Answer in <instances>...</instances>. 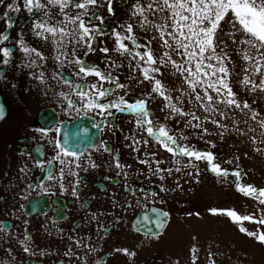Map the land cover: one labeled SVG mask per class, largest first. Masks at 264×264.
I'll return each instance as SVG.
<instances>
[{"label":"flooded vegetation","instance_id":"flooded-vegetation-1","mask_svg":"<svg viewBox=\"0 0 264 264\" xmlns=\"http://www.w3.org/2000/svg\"><path fill=\"white\" fill-rule=\"evenodd\" d=\"M78 3L85 0H33L31 12L25 0L0 3V264L112 262L127 235L153 237L133 229L140 214L161 209L172 220L180 211H201L206 168L218 176L211 162L180 151L207 152L195 146L204 143V121L181 117L169 101L161 103L159 94L150 96L152 84L144 80L143 69L162 81L171 104L188 113L174 99L176 90L185 98V78L170 64L153 73L146 59L135 55L150 50L159 58L168 51L159 32L172 29L155 27L171 23L165 12L154 11L159 0H112L111 13L108 0L86 9ZM137 4L143 15L136 12ZM77 18L95 29L87 41L91 50L79 41ZM50 27L55 34L45 31ZM164 38L175 47L171 37ZM172 58L188 66L186 58L175 53ZM142 98L147 101L143 110L128 108ZM189 120L200 125L193 140ZM149 126L154 132L164 127L175 143L150 135Z\"/></svg>","mask_w":264,"mask_h":264},{"label":"rangeland","instance_id":"rangeland-1","mask_svg":"<svg viewBox=\"0 0 264 264\" xmlns=\"http://www.w3.org/2000/svg\"><path fill=\"white\" fill-rule=\"evenodd\" d=\"M159 4H163V0H159ZM165 14L170 16L167 10ZM229 17L227 23L221 22L223 32L220 33V38L228 41L225 49L228 82L237 101L241 104L247 102L250 109L225 108L220 104L222 96H217L213 89L208 88L207 95L215 101L211 108L219 105L227 115L206 111L205 106L209 103L205 95L206 84L215 80L207 69L209 76L204 77L206 84L197 86V92L204 97L202 101L194 100L188 87L185 98L176 90L174 99L199 117L196 120L204 121L201 127L204 143L195 146L205 147L207 152H211L214 164L222 171L234 173L232 176H215L207 167L205 209L174 213L161 236L127 235L126 246L119 250L110 264H264V244L247 235L248 232L264 233V223L260 222L264 220V204H261L264 200V127L260 126L264 121V59L261 58L264 49L244 31L234 14L229 13ZM228 34L236 43L231 42ZM250 39L251 44L240 43ZM246 55L250 59H245ZM211 63L215 65L216 61ZM213 120L218 121L219 126L212 123ZM191 136L192 140L193 136L198 138L199 128L192 127ZM206 162L210 163L207 159ZM236 180L240 182L238 186ZM240 188L246 191L251 188L258 193L243 195L236 191ZM212 208L225 214H213L210 211ZM227 210H234L238 216L251 219L234 220L226 215ZM241 228L246 231L241 232Z\"/></svg>","mask_w":264,"mask_h":264},{"label":"snow or ice","instance_id":"snow-or-ice-1","mask_svg":"<svg viewBox=\"0 0 264 264\" xmlns=\"http://www.w3.org/2000/svg\"><path fill=\"white\" fill-rule=\"evenodd\" d=\"M0 3H3V0H0ZM96 0H85V3H78L76 7L81 9H86L88 5H94ZM33 0H25V5L28 7V11L32 10ZM37 8L40 7L39 4L35 5ZM7 7L9 9L13 8L12 4H8ZM136 12H139L141 15L144 13V8L137 4ZM149 10H153V5H148ZM168 11L170 16L166 17V20L170 19L171 23H165L164 25H155V27L159 29H167L171 28V31H163L159 32L160 39L163 41V47L168 49V51H164L163 55L159 58H155L152 52L149 50L148 52L141 55V53L137 52L135 55L140 56L141 60H145L149 67H151V71L153 73L159 72V65H164L167 67L169 64L176 69V71L184 76L183 83H187V87L191 89L193 98L196 101H202L204 99L197 92L198 85L206 84V80L204 77L209 76V72L211 71V76L215 77V80L212 83H207L205 88V95L208 100V105L205 106L206 111L218 112L219 115L226 117V112L221 110L219 105L217 108H211V104L215 103L214 98L211 95H207V89L211 88L216 92L217 96H222L220 100V104H222L225 108L233 107L236 109H250V105L247 102H243L242 104L237 101L236 94L233 92L230 84L228 82V69L225 65V57L227 56V52L225 49L227 48L228 41L222 40L220 38V33L223 32L222 21L227 23L229 17V13L234 14L235 18L239 21V24L243 26L244 31H246L249 36L256 40L259 43L260 48L264 49V0H174V2L170 3L169 0H163V4H158L157 8L154 11L165 12ZM108 11L111 13L112 9V0H108ZM135 14V13H134ZM79 20V18H77ZM76 20H73L72 23H76ZM143 26V25H141ZM11 27V24H9ZM37 27H43L42 25H37ZM235 27V24L233 25ZM133 27L131 24L127 25V31L132 32ZM45 31L55 34L56 28H47ZM95 29H91L86 26L83 20H79V41H85L86 46L91 50L90 43H87L88 40L91 39V33L94 32ZM60 35L63 37L65 35L64 29H60ZM231 39V34H228ZM168 36L175 43V47L169 43L168 39L164 37ZM119 35H117V42L119 43ZM128 39H132L133 44L137 47L140 45L136 44L134 37H128ZM151 42V41H150ZM232 43H236L235 39H231ZM242 44H251L252 40H242L240 41ZM120 49H124L127 51L123 44L119 45ZM217 48H220V52H217ZM119 50V49H118ZM4 55H8V49H4ZM28 51V49H25ZM101 51L107 52L108 49L104 48ZM172 53L176 55H180L182 59H184L185 65L187 67L178 64L173 58ZM206 53H208L206 55ZM59 59V57H57ZM135 58V57H134ZM245 59H250L247 55L244 57ZM261 58L264 59V53L261 54ZM215 60L216 64L213 65L211 61ZM205 61H208L205 64ZM78 65L81 64L79 60L76 61ZM193 65L195 71H193ZM258 67V66H257ZM80 72H86L88 74H93L101 79H105L104 75L95 69H85L84 67H80ZM187 74V75H185ZM143 78L144 80L149 81L152 84L151 93L159 94L162 97L161 103L164 101H169L167 105L172 112L177 113L181 117L184 116H192L193 119H199V117L195 116L191 112L185 113L181 108L177 107L170 103L172 97L165 94L163 89L162 81L160 79H156L155 76L149 75V68L145 67L143 69ZM154 81V83H153ZM247 83V80H245ZM95 87V86H93ZM124 87V85H121ZM223 93V95H222ZM100 95H104L103 92L99 93ZM81 96L84 93H80ZM152 98H155L152 96ZM71 103V102H70ZM147 104L143 98L137 100L134 104H129V109L134 110H143ZM98 107H105L104 105H98ZM0 115H2V110H0ZM253 119H255V114H253ZM149 125H151V121H148ZM188 126L193 128H199L200 125L192 124L189 120L186 122ZM212 123L218 124V121L213 120ZM261 127H264V121L260 123ZM206 132L207 129H204ZM147 132L150 135L156 136L158 140L161 137L166 138V141H172L175 143V139L172 135L166 131L164 127H160L158 132L153 131V127L149 126L147 128ZM165 140H161L162 146L169 152L175 155V150L171 147ZM144 143H147L145 141ZM181 153L186 157H194L196 160L207 159L209 162H212L214 157L211 152H200L195 149L190 148H182L180 149ZM74 155V154H73ZM179 162V161H177ZM119 167V165H117ZM213 172H217L218 174H226V172H222L218 165L212 164ZM171 169H168L169 174L171 173ZM179 171V169H176ZM163 179V177H161ZM241 192H245L246 189L240 188ZM248 192L253 191L251 188L247 189ZM155 195V194H153ZM264 195V193H262ZM261 204H264V200L261 201ZM213 214H225L224 211L217 210L215 208L210 209ZM167 215V214H164ZM226 215L228 217L234 218V220H249L250 217H240L234 210H227ZM264 223V220L260 221ZM241 232H245L244 228L240 229ZM247 235L254 236L261 244H264V233L256 234L253 232H248ZM27 251V249H25ZM127 251V250H125Z\"/></svg>","mask_w":264,"mask_h":264},{"label":"water","instance_id":"water-1","mask_svg":"<svg viewBox=\"0 0 264 264\" xmlns=\"http://www.w3.org/2000/svg\"><path fill=\"white\" fill-rule=\"evenodd\" d=\"M167 214V215H164ZM170 215L160 209L140 214L133 223V229L144 235H161L168 226Z\"/></svg>","mask_w":264,"mask_h":264}]
</instances>
